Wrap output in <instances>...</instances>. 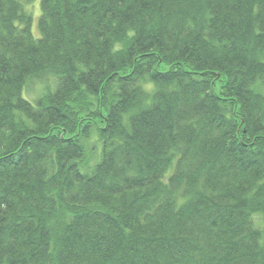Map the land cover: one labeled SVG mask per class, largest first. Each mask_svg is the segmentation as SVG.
Wrapping results in <instances>:
<instances>
[{"label": "trees", "instance_id": "16d2710c", "mask_svg": "<svg viewBox=\"0 0 264 264\" xmlns=\"http://www.w3.org/2000/svg\"><path fill=\"white\" fill-rule=\"evenodd\" d=\"M36 2L0 0V264H264V0Z\"/></svg>", "mask_w": 264, "mask_h": 264}, {"label": "rangeland", "instance_id": "374dc122", "mask_svg": "<svg viewBox=\"0 0 264 264\" xmlns=\"http://www.w3.org/2000/svg\"><path fill=\"white\" fill-rule=\"evenodd\" d=\"M33 10H34L33 11L34 12V22H33L32 32L36 37H38V36H40V32H39V28H38V19L40 16V0H37V2L34 4ZM27 93L31 97H36L37 92L35 89V85H33L30 88V91L28 90ZM24 96L27 97L26 91L24 92ZM27 98L30 99L29 97H27ZM30 100H32V99H30ZM257 219H260V217H257Z\"/></svg>", "mask_w": 264, "mask_h": 264}]
</instances>
